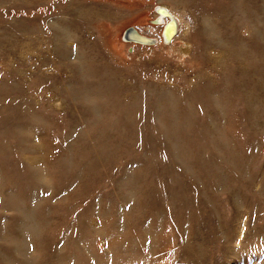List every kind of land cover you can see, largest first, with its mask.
I'll list each match as a JSON object with an SVG mask.
<instances>
[{"label":"rangeland","instance_id":"374dc122","mask_svg":"<svg viewBox=\"0 0 264 264\" xmlns=\"http://www.w3.org/2000/svg\"><path fill=\"white\" fill-rule=\"evenodd\" d=\"M0 264H264V0H0Z\"/></svg>","mask_w":264,"mask_h":264},{"label":"bare ground","instance_id":"6f19581e","mask_svg":"<svg viewBox=\"0 0 264 264\" xmlns=\"http://www.w3.org/2000/svg\"><path fill=\"white\" fill-rule=\"evenodd\" d=\"M159 6V9H156L158 20H156L155 24L163 25L162 31L164 30V37L162 34V31L160 33L161 42H163V39H165L167 45H174V37L177 35V33L180 31V24L181 19L179 16L174 14L170 9L171 7L167 3H162ZM168 17H165L167 16ZM143 33V32H140ZM145 34V33H143ZM160 38L155 37L156 43L160 42ZM177 39V38H176ZM179 39V38H178ZM182 39V38H181ZM184 43H180V48L183 52H186L187 49L185 46H183Z\"/></svg>","mask_w":264,"mask_h":264},{"label":"water","instance_id":"95a60500","mask_svg":"<svg viewBox=\"0 0 264 264\" xmlns=\"http://www.w3.org/2000/svg\"><path fill=\"white\" fill-rule=\"evenodd\" d=\"M156 9L158 10L159 6H156ZM166 17H168V15ZM164 30L165 28L163 29L162 34H161L163 35V37H164ZM122 38L125 41H135V42H139L143 44L156 43V39L154 36H149V35L140 33V31L134 26L127 27L122 34ZM163 41H165V39H163Z\"/></svg>","mask_w":264,"mask_h":264},{"label":"built area","instance_id":"2783aa9c","mask_svg":"<svg viewBox=\"0 0 264 264\" xmlns=\"http://www.w3.org/2000/svg\"><path fill=\"white\" fill-rule=\"evenodd\" d=\"M165 42V44H166V41H164Z\"/></svg>","mask_w":264,"mask_h":264}]
</instances>
